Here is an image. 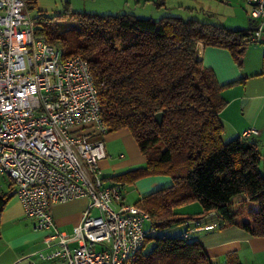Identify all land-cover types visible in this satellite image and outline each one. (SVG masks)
I'll use <instances>...</instances> for the list:
<instances>
[{
  "label": "trees",
  "instance_id": "trees-1",
  "mask_svg": "<svg viewBox=\"0 0 264 264\" xmlns=\"http://www.w3.org/2000/svg\"><path fill=\"white\" fill-rule=\"evenodd\" d=\"M65 10L55 17L72 20V28L34 18L36 34L49 44L60 42L64 58L87 62L107 133L128 131L145 157V166L127 175L172 180L135 204L148 212L156 232L128 264H214L197 240L159 235L182 222L174 209L194 202L203 213L214 212L221 228L264 238V152L241 137L222 141L221 92L237 82L219 85L196 51L198 43L228 50L240 68L252 30L171 16L154 21L127 13L71 12L68 4ZM9 199L0 194V212ZM147 245L150 251L143 254Z\"/></svg>",
  "mask_w": 264,
  "mask_h": 264
},
{
  "label": "built area",
  "instance_id": "built-area-1",
  "mask_svg": "<svg viewBox=\"0 0 264 264\" xmlns=\"http://www.w3.org/2000/svg\"><path fill=\"white\" fill-rule=\"evenodd\" d=\"M244 1L251 42L259 43L264 0ZM36 27L25 0H0V176L14 185L45 247L56 246L48 256L38 252L40 259L128 264L156 231L145 209L122 202L120 184L104 186L98 162L106 156L107 126L87 62L64 58L60 42L47 43ZM77 198L89 200L81 221L70 234L59 231L51 205ZM212 228L195 223L196 231Z\"/></svg>",
  "mask_w": 264,
  "mask_h": 264
},
{
  "label": "crops",
  "instance_id": "crops-1",
  "mask_svg": "<svg viewBox=\"0 0 264 264\" xmlns=\"http://www.w3.org/2000/svg\"><path fill=\"white\" fill-rule=\"evenodd\" d=\"M31 1L35 2V0ZM112 1V4H107L108 6L103 8L107 15L117 14L123 10L135 12L142 3V0H135L133 8H130L131 0ZM156 1L158 0H144V5L145 7L147 3L153 5ZM211 1L218 2L229 13L225 19L222 21L218 19L215 23L233 30L250 28L249 6H246L243 0ZM151 12L154 14L153 10ZM200 13L202 16H208L209 19H215L219 15L212 12L204 14L203 9ZM194 18L201 22L205 21V19H201L203 17L200 15ZM260 44L261 47L257 48L263 50L262 61L259 63L258 58H252L253 52L249 48L242 58V68L236 65L228 50L204 47L201 43L196 46L198 58L204 67L212 70L219 85L237 82L221 92L226 105L219 113V118L226 122V129H228L226 132L223 131L222 139L223 136L231 139L239 138L242 132L248 129H254L256 133L243 140L253 141L259 145V139L264 137V28ZM262 76L263 79L260 78ZM240 99L243 101L241 112ZM101 140L104 143L106 156L98 162V166L102 172L104 186L120 184L124 204L135 205L145 196L172 185V180L167 176H142L131 179V176L127 175L133 170L144 167L146 161L128 131L106 133ZM121 175L126 181L121 179ZM5 177L0 176V194L9 195L10 199L0 212V264H29L30 261L37 264H57V258L42 260L38 257V252L48 256L56 250V246L45 247L44 234L36 231L33 220L24 215L22 204L15 195V187ZM7 181L10 184H7ZM88 203V198H77L66 203L52 204L50 214L55 227L61 232L70 234L74 226L81 221ZM95 213V210L92 211V214ZM173 213L176 217L183 219L179 226H176L179 236L188 232V238L197 240L214 264L224 263H220V259H218L219 249L226 250L232 246L248 243L255 252H261L259 248L264 243V238L253 237L232 226L217 229V226L221 225L217 215L214 212L203 213L201 206L196 202L174 209ZM197 222L202 228L205 226H213V228L212 230L196 231L195 223ZM261 259L257 258L255 263L262 264Z\"/></svg>",
  "mask_w": 264,
  "mask_h": 264
},
{
  "label": "rangeland",
  "instance_id": "rangeland-1",
  "mask_svg": "<svg viewBox=\"0 0 264 264\" xmlns=\"http://www.w3.org/2000/svg\"><path fill=\"white\" fill-rule=\"evenodd\" d=\"M26 1V10L30 15L37 19L38 21L44 20L45 17H47L46 20H48L51 25L58 26L59 28H72L74 26V22L68 18H59L55 17L58 15H61L66 12L65 7L66 4L69 5V9L71 12H82V13H94V14H100V15H107L103 8L108 6L107 4H112L113 1L109 0H25ZM130 1V0H129ZM134 1V2H133ZM161 0H158L155 2V4L152 5V3H147V6L144 5V0H142L141 5L137 7V10L135 12L130 11H121L120 13H127L132 14L137 18L141 19H152L154 21H158L162 17L165 16H171V17H179L182 18L183 21H186V19H195L194 17H199V15L205 19V21H211L214 22L219 19V21H222V19H225L226 16L229 15L228 12H226L223 7L219 5L216 1L211 0H163L160 3ZM244 1V0H243ZM135 0H131L130 8H133V3L135 4ZM162 5H160V4ZM244 3L247 5V3L244 1ZM159 5V6H158ZM135 6V5H134ZM248 8V7H247ZM201 9H203L204 14L208 13H217V18L212 19L206 15L202 16L200 13ZM151 10L154 11V14H151ZM193 13H192V12ZM158 12V13H157ZM156 13V14H155ZM43 15V17L38 18L39 15ZM153 17V18H152ZM243 28V29H248ZM257 47H261L260 43H251L247 48L253 52L252 58H258L259 63L262 61L263 58V50H258ZM258 51H257V50ZM245 50V51H246ZM245 54V53H244ZM244 56V55H243ZM242 60L240 68H242ZM263 79V76L260 77ZM246 99V98H243ZM243 104L242 99L239 101V107L241 112V106ZM223 129L226 132V122L220 118ZM229 132V131H227ZM259 139V138H258ZM231 138H227V136H223L222 141L224 143L230 141ZM259 150L261 153L264 152V137H261L259 139ZM7 178V177H5ZM8 179V178H7ZM9 180V179H8ZM7 184H10L9 181H7ZM218 218V217H217ZM220 220V219H219ZM220 223V222H219ZM179 226V225H176ZM176 226H173L167 230L159 232L160 236L165 235L166 237H174L179 236V230L176 229ZM150 227L149 222L146 223L145 229L148 231ZM217 229H221V225L217 226ZM169 230V231H168ZM151 248V245H147L144 247L142 253L147 254L149 253ZM261 252H255L254 249H252V246L248 243L246 244H240L239 246H232L230 248H226V250L219 249L218 250V259H220V263H225V261L228 260V258H237L240 264H256L255 261L257 258H262L260 261H262V264H264V243L261 244L260 248ZM223 250V251H222ZM254 250V251H253ZM223 263V264H224Z\"/></svg>",
  "mask_w": 264,
  "mask_h": 264
},
{
  "label": "water",
  "instance_id": "water-1",
  "mask_svg": "<svg viewBox=\"0 0 264 264\" xmlns=\"http://www.w3.org/2000/svg\"><path fill=\"white\" fill-rule=\"evenodd\" d=\"M249 24H250V30H252L253 28L251 27V23H250V21H249ZM162 116H161V114H157L156 116H155V119H156V121L160 124L161 123V118Z\"/></svg>",
  "mask_w": 264,
  "mask_h": 264
}]
</instances>
